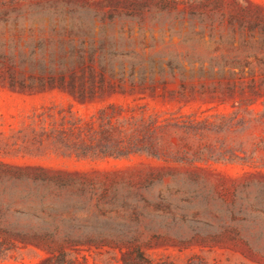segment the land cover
I'll use <instances>...</instances> for the list:
<instances>
[{
  "label": "rangeland",
  "instance_id": "1",
  "mask_svg": "<svg viewBox=\"0 0 264 264\" xmlns=\"http://www.w3.org/2000/svg\"><path fill=\"white\" fill-rule=\"evenodd\" d=\"M11 1L0 0V264H264V47L236 37L218 44L193 18L154 24L142 38L135 25L119 47L95 54L122 65L123 92L77 102L58 89L8 85L67 80L73 63L78 70L69 47L80 38L70 44L67 33L94 5L29 0L44 7L29 12ZM251 68L254 93L211 92L219 70L248 82ZM99 109L135 119L137 150L77 154L97 137Z\"/></svg>",
  "mask_w": 264,
  "mask_h": 264
},
{
  "label": "trees",
  "instance_id": "2",
  "mask_svg": "<svg viewBox=\"0 0 264 264\" xmlns=\"http://www.w3.org/2000/svg\"><path fill=\"white\" fill-rule=\"evenodd\" d=\"M80 0L82 5L87 6V10L90 9V5H94L95 12L89 20L84 18H78L76 23V31L72 35L69 31L67 38L70 44L72 39L78 36V45L74 47L70 45V56L74 49L78 55L76 64L78 70H75L74 63L71 64L68 71V79H64V73H61L58 79L50 78L47 81H39L38 83H18L15 85L13 82L9 83L8 88L23 90H53L58 89L66 93L70 98L79 102L85 100H91L96 95H101L105 91L114 93L116 88L119 92H123L125 86L124 70L122 65H119L117 70L112 65H103L101 63L102 53L95 57L96 51L101 50L102 47L111 50L119 47L118 42L122 41V37L126 34L130 37L132 34V28L137 27L141 38L144 32H147L154 24H169L170 22H177L180 25L181 21L186 18L196 19L200 24L201 30H206L208 36L217 35L218 44L223 39H227L229 44L235 42V37L239 45H258L264 47V10L263 3L252 2L251 0H233L232 6L238 11L236 15H231L227 8L229 2L227 0ZM239 1L243 4H239ZM264 1V0H262ZM24 3L23 7L27 11H41L44 7L37 5L39 2L32 4L29 0H12L9 5L11 8L16 5ZM106 5H111L109 16L104 18L101 14L103 8ZM248 8L255 10L253 14L248 13ZM122 10H129L123 13ZM187 11H189L187 13ZM252 23V25H251ZM251 25L252 27H250ZM32 25L29 26L31 28ZM72 28L70 25L68 28ZM253 27H257V34L253 33ZM96 31V36H95ZM81 32V33H80ZM79 34V35H78ZM199 34V33H196ZM254 38H256L254 40ZM254 42H253V41ZM254 43V44H250ZM97 45V47H96ZM87 50V61L84 65L83 57ZM119 57H128V54L113 53ZM98 61V67L95 66L94 60ZM131 59L135 56L129 57ZM80 62H79V61ZM243 69H238V75L244 74ZM228 73L232 79L235 72L232 68L228 69ZM248 82H236L225 80L224 73L219 70L216 73V84L211 85V92L217 90H223L231 96L235 92L238 94H244L246 92L254 93L257 88L256 81L254 79L255 72L251 68L247 71ZM116 76V77H115ZM107 78V79H106ZM116 83L111 82L114 79ZM225 84H221L223 81ZM130 87L134 86V83H128ZM165 83H162L164 86ZM164 88V87H163ZM154 89L152 85L151 90ZM181 89L184 90L183 84ZM111 111H114L113 106L108 107ZM241 111L238 106L234 113H231L232 117L226 118L224 121L227 124H231L235 120L234 116ZM244 111H246L244 109ZM264 117V110L262 111ZM96 128H90L93 135L92 141L84 145L83 149H77L78 155H100L104 156H123L130 152L132 149L137 150V145L132 143L133 132L135 127V119L131 116L123 117L117 116L114 113H108L105 109H99L95 117ZM161 125L155 124L153 128L159 129ZM75 132H78L79 127L76 125L73 127ZM92 135V136H93ZM162 152V151H158ZM233 154V153H232ZM230 154V156H232ZM6 252H0V259H3ZM143 264H152L149 261L141 260ZM127 264V263H124Z\"/></svg>",
  "mask_w": 264,
  "mask_h": 264
}]
</instances>
